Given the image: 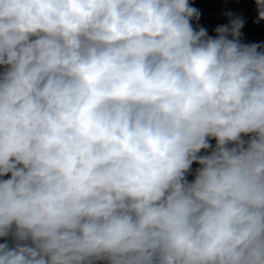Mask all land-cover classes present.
Instances as JSON below:
<instances>
[{"label": "clouds", "instance_id": "9594fccd", "mask_svg": "<svg viewBox=\"0 0 264 264\" xmlns=\"http://www.w3.org/2000/svg\"><path fill=\"white\" fill-rule=\"evenodd\" d=\"M200 15L0 0V264H264V44Z\"/></svg>", "mask_w": 264, "mask_h": 264}, {"label": "water", "instance_id": "95a60500", "mask_svg": "<svg viewBox=\"0 0 264 264\" xmlns=\"http://www.w3.org/2000/svg\"><path fill=\"white\" fill-rule=\"evenodd\" d=\"M189 5L200 11L199 21H190L194 29L203 27L207 30V34L215 37V29L218 26L229 23V16L226 13H232L233 17L239 16L244 20V27L241 29V42L245 44L259 43L264 44V20L255 23L257 18L255 0H189ZM2 71V68H0ZM215 146V140L209 141ZM200 155L206 154L201 150ZM200 167L197 163L191 165V172L187 175L189 181L194 179L195 169ZM8 176L0 177V179H8ZM5 242L0 239V243Z\"/></svg>", "mask_w": 264, "mask_h": 264}]
</instances>
